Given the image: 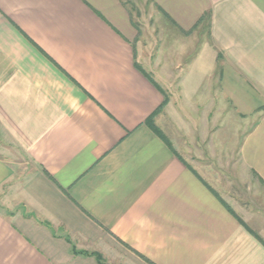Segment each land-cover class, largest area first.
I'll return each mask as SVG.
<instances>
[{
    "label": "crops",
    "instance_id": "crops-1",
    "mask_svg": "<svg viewBox=\"0 0 264 264\" xmlns=\"http://www.w3.org/2000/svg\"><path fill=\"white\" fill-rule=\"evenodd\" d=\"M260 200L264 0H0V264H264Z\"/></svg>",
    "mask_w": 264,
    "mask_h": 264
},
{
    "label": "rangeland",
    "instance_id": "rangeland-1",
    "mask_svg": "<svg viewBox=\"0 0 264 264\" xmlns=\"http://www.w3.org/2000/svg\"><path fill=\"white\" fill-rule=\"evenodd\" d=\"M161 116V114H157L155 117H154V119H153V123L155 124V122H158L159 121V123H160V117ZM11 157H12V159H14V163H19V164H23L24 165V162H25V159L23 158V156L21 155V154H19V152L17 151V150H13L12 151V154H11ZM27 160V159H26ZM236 162H234L231 166H230V170L231 171H229L228 169H226L227 168V166H226V168H225V170H227V172L230 174V172L232 173V179H233V183L235 184V183H238L239 184V180H241V178L238 176V172L237 171H235V170H238L239 169V167L238 166H236V164H235ZM233 171V172H232ZM223 179H225V178H221L220 180H223ZM225 180H227V179H225ZM221 182H223V184H225V182L226 181H221ZM228 182V181H227ZM226 182V184H229V182L227 183ZM221 184V183H220ZM236 185V184H235ZM247 187H249V184L247 185ZM233 191H236V190H233ZM238 195L239 194H237L236 192H234V197H237L238 198ZM261 202H263L264 203V201L263 200H260V201H258V204L260 205V207H262L263 206V209H264V204H262ZM256 203H257V201H256ZM260 213L261 214H263L264 215V211H260ZM260 218V217H259ZM261 223V222H260ZM258 223L257 224V227H258V229L259 230H261L262 232H263V234H264V223Z\"/></svg>",
    "mask_w": 264,
    "mask_h": 264
},
{
    "label": "trees",
    "instance_id": "trees-1",
    "mask_svg": "<svg viewBox=\"0 0 264 264\" xmlns=\"http://www.w3.org/2000/svg\"><path fill=\"white\" fill-rule=\"evenodd\" d=\"M158 112H160V108H159V110L155 111V113L152 114V116H150V117L147 119V123H148L151 127H153V129H157L156 126H155V124L153 123V119H154V117L158 114ZM98 260L100 261V257H98Z\"/></svg>",
    "mask_w": 264,
    "mask_h": 264
}]
</instances>
